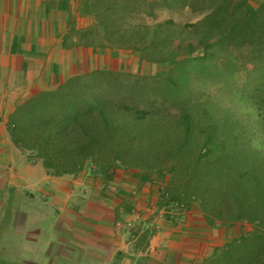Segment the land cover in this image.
Wrapping results in <instances>:
<instances>
[{"label":"rangeland","instance_id":"obj_1","mask_svg":"<svg viewBox=\"0 0 264 264\" xmlns=\"http://www.w3.org/2000/svg\"><path fill=\"white\" fill-rule=\"evenodd\" d=\"M107 1L96 3L104 7ZM114 1L120 7L104 18L95 14L96 26L86 36L96 43L97 50L104 51L108 46L107 65L68 79L66 82L77 89L71 93L63 90L69 92V97L64 98L57 114L71 116V107L82 109L101 104L117 114L125 106L134 112V117H145L148 113L138 125L148 127L152 136L170 134L181 116L178 140L183 135L185 113L191 116L193 125L201 121L202 125L217 123L231 127L238 135L234 150L208 155L200 170L210 172L209 169L221 164L222 172H226L229 164L240 184L255 193L259 181L256 177L264 179V18L254 17L253 12L264 13V0H122L127 6L120 0ZM222 4L224 7L218 9ZM111 19H115L111 28L106 30L100 26L109 25ZM258 26L260 30L253 35V27ZM114 59L119 64L109 62ZM67 104L69 108L65 109ZM129 122L137 124L136 120ZM165 146L167 151L170 145L165 143ZM21 150L31 166L41 162L34 152ZM188 158L192 159L193 155L179 158L183 168ZM212 160L216 161L211 163ZM77 177L79 183L73 190L79 205L94 209L104 208V201L118 203L112 210L113 217L120 222L121 229H129V234L123 232L129 237L138 230L140 238L147 235L148 230L139 227L137 222L143 216L145 220L177 219L178 223L191 217L197 223L202 219L209 225L206 208L211 206L213 197L207 189L209 182L204 192L201 184V193L193 194L186 180L182 187L171 185L169 173H145L139 167L126 166L106 173L92 160L67 183L74 185ZM16 202L21 203L18 197ZM0 203H6L5 192H0ZM249 204L256 208L259 203ZM65 208H68L66 204ZM236 209L239 210L223 209L216 218L227 235L230 229L240 230L238 236L234 230L231 232L230 241L219 250L220 258L209 264H236L232 255L237 250L242 249L243 256L251 253L252 240L258 232L257 215L245 208ZM80 211L86 213V209ZM142 211L145 215L138 217ZM60 215L55 208L45 217L51 221ZM0 223L5 224L2 220ZM209 226L211 231L218 228ZM13 230V226L0 225V264H41V259L17 257L23 253L11 250V235L20 244L27 243L26 235Z\"/></svg>","mask_w":264,"mask_h":264},{"label":"crops","instance_id":"obj_2","mask_svg":"<svg viewBox=\"0 0 264 264\" xmlns=\"http://www.w3.org/2000/svg\"><path fill=\"white\" fill-rule=\"evenodd\" d=\"M96 2L0 0V192L6 194V203H0V220L5 224L0 225L26 235V244L9 238L11 250L23 253L17 257L41 259V264H209L210 257L230 241L231 232L238 236L240 228L227 235L220 224L211 231L202 219L197 223L188 217L178 223L143 216L137 222L147 235L140 238L138 230L129 237L123 234L129 229H121L113 217L118 203L104 201V208L94 209L79 205L73 190L79 177L74 185L67 183L76 174L52 175L40 161L31 166L11 139L9 117L26 100L107 65L108 46L97 50L82 33L94 29L95 14L104 18L113 13L104 12L108 4L98 7ZM55 208L61 215L47 221L45 216Z\"/></svg>","mask_w":264,"mask_h":264},{"label":"trees","instance_id":"obj_3","mask_svg":"<svg viewBox=\"0 0 264 264\" xmlns=\"http://www.w3.org/2000/svg\"><path fill=\"white\" fill-rule=\"evenodd\" d=\"M120 1L123 6H127V3L125 5ZM107 2L104 12H114L120 7L114 0ZM223 7L224 4L219 5L218 9ZM253 15L259 19L260 16L264 18V13L260 10H254ZM110 25H115V19H111L109 25L101 26L107 30L111 28ZM258 30L259 26L253 27V35ZM91 31L88 27L82 33L88 35ZM74 87L70 82H65L56 90L43 91L19 106L8 121V130L14 144L23 150L34 152L47 172L55 176L77 174L88 160H92L106 173L118 166L139 167L145 173H169L171 185L182 187L186 180V186L193 194L201 193V184L204 192V187L209 182L207 189L213 197L211 196V206L206 208V217L211 226L218 225L219 220L216 218L226 208L228 211H238L236 208L242 211L245 208L257 215L258 232L252 240L250 255L243 256L240 249L232 255V260L236 264H264V179L256 177L259 181L255 185L256 192L252 194L247 186L240 184L239 177L232 172L229 164L226 172H222L221 164L209 169L210 172L200 170L208 155L234 150L237 132L217 123L202 125L203 122L199 121L197 125H193L191 116L185 113L181 139L176 138L182 126V122H179L181 116L177 118V124L170 134L152 136L148 127L138 125L148 113L144 114L145 117H134V112L124 106L115 114L114 109L111 110L106 104L94 107L89 105L82 109L71 107V116L63 117L62 113L57 114L63 106L64 98L69 97V92L63 90L71 93L77 89L75 85ZM66 108H69L68 104ZM130 120H136L137 124H130ZM165 143L170 145L167 151ZM185 155H193V158H188L186 167L183 168L179 158L183 159ZM215 161L212 160L211 163ZM153 162L160 165L154 166ZM171 197L178 199V196ZM249 203L259 204L255 208ZM220 254V251H216L210 257V263L219 259Z\"/></svg>","mask_w":264,"mask_h":264}]
</instances>
